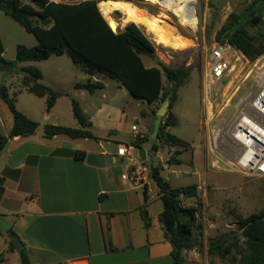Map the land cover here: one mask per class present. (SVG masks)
<instances>
[{"label": "crops", "instance_id": "1", "mask_svg": "<svg viewBox=\"0 0 264 264\" xmlns=\"http://www.w3.org/2000/svg\"><path fill=\"white\" fill-rule=\"evenodd\" d=\"M40 62H23L29 64L22 67L35 66L43 75ZM87 75L85 81L74 82L69 89L50 81L47 87L60 94L50 112L46 111L48 96H36L19 88L17 104L20 97L28 95L24 97L28 107L19 108L20 111L38 122L40 127L33 135L10 138L0 154V216L11 223V228L27 248L30 264H172L173 247L160 222L164 204L159 191L154 186L151 190L135 189L121 178L129 165L126 159L118 156V149L125 145L139 151L132 144L135 136L131 127L135 123L122 121L128 117L126 110L106 112L104 104L99 105L98 100L88 98L86 102L89 101L90 105L85 107L82 101L72 97V92H79L83 97L92 98L97 90L107 88L100 80L102 75ZM89 79L102 82L104 88L93 93L76 88L77 83ZM118 83L121 90L126 89ZM82 91H87L89 96ZM65 98L69 104L63 102L67 104L63 110L59 104ZM36 99L45 104L42 119H38L40 102ZM73 100L80 104L88 117L90 126L87 130L95 138L72 139L65 135L46 138L44 126L48 124L81 128L74 116ZM148 105L151 112L143 113L142 119L145 122L143 127L150 134L156 103ZM93 108L95 115L91 113ZM204 119L203 109L202 141L194 146L200 156L199 168H206L208 153L213 151L210 130L204 126ZM13 124V115L9 125L0 115L1 128L9 126L4 136L10 135ZM142 148L148 159L151 143H145ZM77 151L86 153L84 160L75 158ZM168 164L165 161L162 169ZM215 164L214 159L212 165ZM195 198L184 199L183 205L187 206ZM143 212L147 213L148 221ZM200 242L198 248L184 251V264H210L208 241ZM19 262L22 264L19 251L9 248V237L2 232L0 264Z\"/></svg>", "mask_w": 264, "mask_h": 264}, {"label": "trees", "instance_id": "2", "mask_svg": "<svg viewBox=\"0 0 264 264\" xmlns=\"http://www.w3.org/2000/svg\"><path fill=\"white\" fill-rule=\"evenodd\" d=\"M105 0H0V10L33 34L38 44L33 47L17 46L15 61L4 59V43L0 37V67L4 70L16 67L23 62H39L52 56L69 55L75 64L81 66L89 75H102L115 79L136 99L148 104L169 100L170 107L159 130L158 140H152L150 134L145 139H135L132 144L141 149L151 142V153H157L163 145H184L182 139L171 134L169 128L178 122L173 108L179 98V90L191 75L192 68L173 69L160 62L155 55V45L144 32V28L135 23H128L123 30L114 32L109 22L100 11L98 4ZM141 2L142 0H124ZM119 12V11H116ZM264 0H254L240 14L232 13L222 30L217 34V41L228 43L242 51L252 61L264 55ZM252 30H255L253 32ZM228 33V39L225 34ZM144 57L152 61L145 64ZM24 74L23 88L36 96H48L46 111L55 106L60 94L52 88L39 84L42 72L35 66L21 68ZM166 78V84L164 82ZM77 89L93 93L103 89L102 82L91 79L77 83ZM0 98L7 104L14 124L10 135L0 134V154L10 138L29 136L37 132L40 124L21 112L15 99L5 85H0ZM74 116L81 128H69L45 125L44 136L53 138L65 135L72 139L95 138L87 130L90 126L88 117L80 104L73 100ZM159 109V108H158ZM157 109V110H158ZM157 110L154 112L156 114ZM179 152L168 160L169 164H179ZM76 159L84 160L86 153L77 151ZM147 163V162H146ZM162 167L151 166L150 176L156 184L164 204L160 222L166 238L171 243L172 264H184V251L201 246L196 234L198 211L192 206H184L183 200L198 196V185L173 187L161 174ZM147 190V189H145ZM102 198V197H101ZM148 221V215L143 212ZM0 234L2 231L0 229ZM9 248L16 249L13 237L17 236L13 228L6 233ZM22 264H30L27 248L19 251ZM207 254L211 264L216 260L230 259L231 264H264V211L253 213L238 220V227L208 240Z\"/></svg>", "mask_w": 264, "mask_h": 264}, {"label": "rangeland", "instance_id": "3", "mask_svg": "<svg viewBox=\"0 0 264 264\" xmlns=\"http://www.w3.org/2000/svg\"><path fill=\"white\" fill-rule=\"evenodd\" d=\"M253 1L195 0L198 15L197 28L183 24L172 8H167L148 0L131 2L148 12L151 16L162 17L163 21L177 29L178 34L191 39L194 43L186 50L165 47L158 44L154 40V37L142 27L146 35L153 41L155 55L160 62L173 69L192 68L187 83L179 90V98L173 108L178 122L170 128V133L184 139L183 141L186 144L174 146L166 144L161 146L159 152L154 154L149 153L146 165L149 170L151 166L163 168L165 161L168 162L176 152L180 153L178 156L180 163L168 164L164 170L162 169L161 173L174 187H186L198 183V186L201 185L203 188L200 190H206L205 192L201 191L194 201L187 204V206H192L198 211L196 234L200 240L206 239L208 241L212 237L229 232V230H235L241 217H247L253 213L264 211V176L244 175L233 169L227 163V157L222 148L225 137H221L218 141L222 144L221 148L214 147L216 133L227 131L226 124L234 115L236 104L239 100L258 91L260 86L258 78L264 72V55L252 61L242 52L245 58L251 61L252 64H248V61L243 59L244 63L242 66L238 65L236 67L231 79L229 78L215 86V114L209 128V141L213 151L212 153L210 151L208 153L209 163L206 168H199L198 160L200 156L198 150L194 148V146L199 145L200 141H202L200 133L204 109L202 84L204 75L209 69L212 48L216 43H221L217 41V34L222 30L232 13L240 14ZM23 2L30 3L31 0H23ZM112 17L118 26L117 31L123 30L129 23L126 22V18L121 12H115ZM252 31L255 32V30ZM0 36H2L5 45L3 57L7 61L16 60L18 45L32 47L33 44H37V39L33 34L28 33L24 27L1 10ZM144 61L146 65L153 64L147 57H144ZM28 64H18L16 67H11L7 70L0 67V85L8 87L9 94L15 99L18 109L28 107V102L24 100V97L28 95L20 97L17 104L19 88H23L22 80L25 77L21 68L23 65ZM38 64L43 70L44 80L49 83L50 81L54 82L64 89H69L74 82L85 81L83 79L88 77L84 69L75 64L73 59L67 54L62 56L54 55ZM245 67L246 69L244 70ZM100 80L107 85V88L103 91L97 90L94 97H83L79 92H72V97L78 101H82L85 107L86 105H90L89 101L86 102V98H88L87 100H98L99 105L104 104L106 112L113 109L115 111L119 110V112L126 110L128 117L123 119V122L129 124L140 122L144 126L145 122L142 119V115L143 113L151 112L149 105L134 98L126 89L121 90L118 87V81L115 79L102 76ZM164 82L166 84L165 77ZM235 82L240 87L237 92V89L235 90V88L231 87V84ZM230 87L232 88L230 95H234V97L230 104L224 107L226 102L225 96ZM82 92L89 96L87 91ZM36 100L40 102L38 119H42L45 104L41 99ZM65 101L69 104L67 98L63 99L62 103L59 104L63 110L67 106V104L63 103ZM0 104V115L7 125H9V121H12V113L2 99H0ZM161 106V102L156 103L155 110ZM95 112L96 110L93 108L91 113L95 115ZM8 127L1 128L0 126L1 134L8 133ZM214 159L216 160V164L213 166L212 161ZM198 171L201 174L200 176ZM153 186L155 190H158L154 182ZM208 262L210 263L209 260ZM216 263L231 264L230 259L225 261L216 260Z\"/></svg>", "mask_w": 264, "mask_h": 264}, {"label": "built area", "instance_id": "4", "mask_svg": "<svg viewBox=\"0 0 264 264\" xmlns=\"http://www.w3.org/2000/svg\"><path fill=\"white\" fill-rule=\"evenodd\" d=\"M243 59L248 61V64H252L245 58L242 51L228 43H216L212 48L209 69L204 75L202 84L204 126L210 128L214 120L215 86L231 79L236 67L244 63ZM258 79L260 85L258 91L239 100L234 115L226 124L227 134L224 135L223 131L217 132L214 147L221 148L222 144L218 141L221 137H225L222 148L225 151L227 163L244 175L264 176V72ZM236 83H232L231 87L237 89V92L240 87ZM231 87L225 96L224 107H227L234 97L230 95ZM131 131L135 139H145L149 135L140 122L133 124ZM118 156L126 159L129 165L128 171L121 178L135 189L151 190L154 181L146 165L147 160L143 161L140 158L139 151L124 145L118 149ZM200 189H203L201 185L198 186V191H206Z\"/></svg>", "mask_w": 264, "mask_h": 264}, {"label": "bare ground", "instance_id": "5", "mask_svg": "<svg viewBox=\"0 0 264 264\" xmlns=\"http://www.w3.org/2000/svg\"><path fill=\"white\" fill-rule=\"evenodd\" d=\"M152 3L160 4L167 8H172L183 24L197 28V8L195 0H148ZM109 24L117 28L113 19V14L119 11L124 14L126 22L135 23L154 37V40L165 47L176 50H186L194 43L191 39L178 34L175 27L163 21L160 16H151L145 10L139 8L129 1L105 0L98 4ZM225 131V130H224ZM222 133V132H221ZM224 135L227 131L223 132Z\"/></svg>", "mask_w": 264, "mask_h": 264}, {"label": "water", "instance_id": "6", "mask_svg": "<svg viewBox=\"0 0 264 264\" xmlns=\"http://www.w3.org/2000/svg\"><path fill=\"white\" fill-rule=\"evenodd\" d=\"M110 26H111V24H110ZM111 28L113 29L114 32H117V28H115L113 26H111ZM228 37H229V34L226 33L225 39H228ZM37 82L41 85H44V86H50V83L47 82L46 80H44L43 78L39 79ZM169 107H170L169 100H166L163 102L162 106L157 110L155 117H154V120L152 122L151 128H150V138L152 140H158V134H159L160 127L162 125L164 117L168 113ZM139 155L143 161L147 160V154H146V151L144 148L139 149ZM10 228H11V223L8 222L5 218L0 216V229H1V231L3 233H7ZM13 243H14V246H15L17 251H20L24 248V244L21 241V239L19 238V236L13 237Z\"/></svg>", "mask_w": 264, "mask_h": 264}]
</instances>
